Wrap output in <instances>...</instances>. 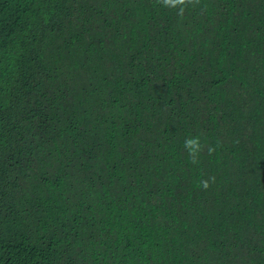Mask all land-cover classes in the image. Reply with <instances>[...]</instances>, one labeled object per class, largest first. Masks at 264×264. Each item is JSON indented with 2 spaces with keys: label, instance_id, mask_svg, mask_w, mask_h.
<instances>
[{
  "label": "trees",
  "instance_id": "1",
  "mask_svg": "<svg viewBox=\"0 0 264 264\" xmlns=\"http://www.w3.org/2000/svg\"><path fill=\"white\" fill-rule=\"evenodd\" d=\"M182 7L0 0V264H264V0Z\"/></svg>",
  "mask_w": 264,
  "mask_h": 264
},
{
  "label": "clouds",
  "instance_id": "2",
  "mask_svg": "<svg viewBox=\"0 0 264 264\" xmlns=\"http://www.w3.org/2000/svg\"><path fill=\"white\" fill-rule=\"evenodd\" d=\"M162 3L166 7L179 8L180 13H183L185 8L182 6H187L190 3L191 4H198L199 0H162ZM184 147L186 149H188L189 156L192 159V163L197 164L199 162L197 159V154L202 150L200 138L199 137L187 138L184 142ZM208 151H209V153H211L214 151V149L209 148ZM201 184L205 189H207L210 186L208 180L201 181Z\"/></svg>",
  "mask_w": 264,
  "mask_h": 264
}]
</instances>
